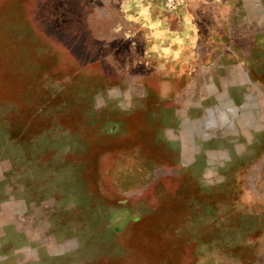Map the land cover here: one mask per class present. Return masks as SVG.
I'll list each match as a JSON object with an SVG mask.
<instances>
[{
    "label": "rangeland",
    "instance_id": "rangeland-1",
    "mask_svg": "<svg viewBox=\"0 0 264 264\" xmlns=\"http://www.w3.org/2000/svg\"><path fill=\"white\" fill-rule=\"evenodd\" d=\"M243 1L0 0V264H264ZM147 15L199 34L162 53Z\"/></svg>",
    "mask_w": 264,
    "mask_h": 264
},
{
    "label": "crops",
    "instance_id": "crops-1",
    "mask_svg": "<svg viewBox=\"0 0 264 264\" xmlns=\"http://www.w3.org/2000/svg\"><path fill=\"white\" fill-rule=\"evenodd\" d=\"M131 6H129V14L131 12V9H135L136 7V0ZM148 3V5H152V3H154V0H146ZM131 1L128 2V4H130ZM242 7H243V12H240L242 15L247 16V14H253L255 13L254 16V20L256 21V24L259 25V27H261V30H259L257 32V38L261 37L264 38V1L263 0H256L255 2H251L249 3V0H244L242 3ZM149 8V7H148ZM248 8V10H247ZM250 10V12H249ZM241 11V10H240ZM135 15H132L131 17H134ZM131 17H127V21H130L132 18ZM141 17V16H140ZM248 17V16H247ZM159 18V17H158ZM157 16H151V15H147L145 17H143L142 23H148L151 22L152 24L154 23L155 25L157 23L160 24L161 28L164 31H161V35L162 38L164 39V45H162L160 43V51H162V53H174L175 49H173L171 42L176 41V38L181 39L180 42H185V43H189L190 40H192L194 38V34H199V28L197 30H195L191 24V27L188 28L187 30L182 31V29H184V23L181 21V19H176L175 17H163V18H159L158 19ZM185 22V21H184ZM248 19L244 20V24H247ZM183 23V24H182ZM186 23V22H185ZM165 25V26H163ZM183 25V28H182ZM154 26V25H153ZM151 25V27H153ZM197 31V32H196ZM171 41V42H170ZM183 46V45H182ZM156 45L153 47L154 51H157L156 49ZM177 53V52H176ZM167 65V64H166ZM221 66L223 67L222 70L224 71H229L233 68V70L239 71L240 72V76L243 77L242 80V84L246 85L249 81V79L247 78V70H248V64L245 63H241L239 64L237 67L234 66H230L228 63H224L221 64ZM211 70H215V67L213 68V66H211V68H207L208 71ZM211 87L215 88L216 84L215 82H211L210 84ZM210 88V87H209ZM213 93H215V89L213 90Z\"/></svg>",
    "mask_w": 264,
    "mask_h": 264
}]
</instances>
